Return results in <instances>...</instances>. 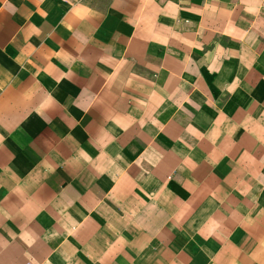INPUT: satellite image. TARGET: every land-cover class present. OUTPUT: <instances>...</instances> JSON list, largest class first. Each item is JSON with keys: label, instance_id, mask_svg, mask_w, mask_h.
<instances>
[{"label": "crops", "instance_id": "1", "mask_svg": "<svg viewBox=\"0 0 264 264\" xmlns=\"http://www.w3.org/2000/svg\"><path fill=\"white\" fill-rule=\"evenodd\" d=\"M0 264H264V0H0Z\"/></svg>", "mask_w": 264, "mask_h": 264}, {"label": "built area", "instance_id": "2", "mask_svg": "<svg viewBox=\"0 0 264 264\" xmlns=\"http://www.w3.org/2000/svg\"><path fill=\"white\" fill-rule=\"evenodd\" d=\"M112 1H114V0H112Z\"/></svg>", "mask_w": 264, "mask_h": 264}]
</instances>
